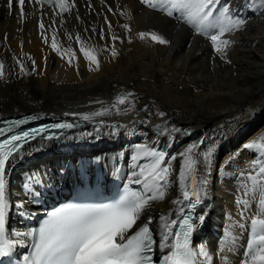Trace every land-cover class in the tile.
Returning <instances> with one entry per match:
<instances>
[{"label": "bare ground", "instance_id": "bare-ground-1", "mask_svg": "<svg viewBox=\"0 0 264 264\" xmlns=\"http://www.w3.org/2000/svg\"><path fill=\"white\" fill-rule=\"evenodd\" d=\"M229 2L233 13L246 20L243 30L227 37L235 41L228 49L231 64L215 56L205 37L140 0H76V7L62 21L48 9L33 11L31 6H26L20 19L15 9L9 10L0 1V63L5 66V78L0 79V117L46 110L53 116L83 121L57 139H35L26 144L7 168L10 201L23 200L35 213L26 219L12 208L11 230L28 232V224L40 213L39 206L68 193L71 183L80 182L84 174L92 180L100 177L108 183L127 184L137 145L173 155L189 144H198L200 162L195 175L207 183L189 184L187 189L170 183L165 200L154 202L148 215L153 217V225L160 224L162 214L176 218L186 203L182 191L188 190L190 196L197 192L202 200L196 210L192 244L205 247L213 257L211 264H225V256L228 264H239L243 251L239 244L246 243V235L238 241L237 251L229 252L233 245L228 233H240L236 224L241 209L236 201L243 197L245 185L251 187L248 175L255 173L251 162L261 155L242 145L264 134V7L261 0ZM108 23L122 37L127 34L120 26L128 23L132 42L117 41L119 54L112 58L110 52H101L100 70L89 71L74 38L80 34L87 41L85 47L103 48L111 43ZM102 29L107 39L99 38ZM141 31H155L169 44L140 40L136 33ZM53 35L61 51L69 47L75 51L72 65L52 51ZM17 60L28 72L35 60L36 71L21 73ZM127 92L134 96L125 104L117 103L116 98ZM97 112L104 114L95 115ZM159 112L165 116L160 117ZM85 115L89 119H83ZM210 148L212 158L205 167L204 154ZM180 164L177 159L173 167L179 170ZM32 176L40 180L33 184L38 195L26 194L24 189ZM254 211L253 202L250 212ZM201 215L202 221L197 219Z\"/></svg>", "mask_w": 264, "mask_h": 264}, {"label": "snow or ice", "instance_id": "snow-or-ice-1", "mask_svg": "<svg viewBox=\"0 0 264 264\" xmlns=\"http://www.w3.org/2000/svg\"><path fill=\"white\" fill-rule=\"evenodd\" d=\"M13 2L14 0H7L9 10L13 8ZM16 2L23 18L26 0H16ZM27 2L33 3V0ZM140 2L192 28L196 35L210 41L215 56L224 63L231 64L228 59V49L235 41L227 37L243 30L246 20L233 13L229 0H140ZM34 3L41 9L45 6L51 8L54 15L61 17V21L65 13H71L76 7L75 0H34ZM261 4L264 7V0H261ZM57 9L59 12L56 11ZM108 10L112 11L111 8ZM121 15L126 13L121 12ZM76 19H79V16ZM39 27L47 44L48 38L43 32L44 23L41 22ZM120 27L127 34L126 37L115 34L111 23H108L107 33L111 34V43L103 48L85 47L87 41L82 40L80 34H76L75 42L81 45L79 51L88 61L89 71L100 70L101 52H110L112 58L119 54L115 46L117 41L124 43L127 39L128 43L132 42L130 25L124 23ZM92 32L96 34L95 29H92ZM98 35L102 40L107 39L103 29ZM136 37L161 45L169 44L167 39L155 31L137 32ZM68 39L72 40L73 37L69 35ZM51 48L62 59H66L69 65L73 64L76 58L75 51L70 47L61 51L55 35L52 37ZM17 64L19 71L25 75L36 71L35 60H32L31 72L26 71L21 61L17 60ZM77 74H79L78 70ZM4 78L5 66L0 63V79ZM133 96L132 92L123 93L116 98V101L125 104ZM103 114L97 112L95 115ZM158 115L164 117L165 113L159 112ZM37 118L6 121L8 127L6 129L0 127V137L6 136L5 139L0 140V258H7L11 264L16 249L23 246L28 238H34L31 254L22 256L18 264H158L152 255L157 248L165 253L159 264H211L212 255L203 245L194 246L191 241L195 227L192 213L202 200L197 192L194 191L190 196L188 190L182 191V199L188 201L187 212L181 207L177 218H171L167 214L160 215L158 232L151 227L153 217L148 215L154 202L165 200L170 183H176L184 189H187L189 184L196 187L207 183V180H199L195 175L200 162L197 154L198 144H189L183 151L173 155L148 145H137L136 154L132 157L133 163L130 165L131 171L127 176L128 182L117 198L108 202L65 204L48 212L37 228L28 232L11 230L9 216L12 208L17 210L19 216L26 219L32 218L35 213L27 209L23 200L15 204L10 201L7 168L20 157L22 149L30 140H35L37 136L47 132L48 126L32 128L15 135H7V133L25 124L27 119ZM83 119L87 120L89 117L85 115ZM72 127L74 125L71 123L51 125L53 129ZM173 131L180 130L174 128ZM55 138V134L43 137L46 140ZM202 142L203 140L200 143ZM242 148L257 150L261 155L251 162L255 173H249L248 180L251 182V187L245 185L243 191V197L248 198L241 197L236 201L241 209L240 220L236 224L240 233L238 236L228 233L233 245L228 251L236 252L238 241L246 235V243L239 244V248L243 249L239 264H264V134L244 143ZM212 154L211 148L204 154L205 167L210 163ZM234 156L235 154L230 155L225 163L230 162ZM177 159L181 160L179 170L173 167V162ZM39 183L40 180L35 176L29 177L24 185L26 194L38 195L33 190V184ZM130 184L140 186L141 190L129 188ZM171 202L177 204L178 200ZM253 202L255 211L250 212ZM197 219L202 221L204 216L201 215ZM177 227L180 231H173ZM157 235L159 240L156 239ZM223 259L225 264H228V257L225 256Z\"/></svg>", "mask_w": 264, "mask_h": 264}, {"label": "rangeland", "instance_id": "rangeland-1", "mask_svg": "<svg viewBox=\"0 0 264 264\" xmlns=\"http://www.w3.org/2000/svg\"><path fill=\"white\" fill-rule=\"evenodd\" d=\"M56 189V188H55ZM50 201V200H49ZM46 202V201H45Z\"/></svg>", "mask_w": 264, "mask_h": 264}]
</instances>
